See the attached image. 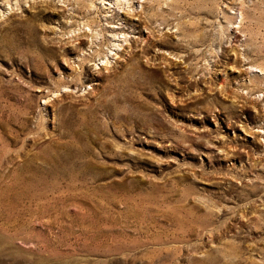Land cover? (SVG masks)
Masks as SVG:
<instances>
[{
	"label": "rangeland",
	"instance_id": "rangeland-1",
	"mask_svg": "<svg viewBox=\"0 0 264 264\" xmlns=\"http://www.w3.org/2000/svg\"><path fill=\"white\" fill-rule=\"evenodd\" d=\"M0 264H264V0H0Z\"/></svg>",
	"mask_w": 264,
	"mask_h": 264
},
{
	"label": "bare ground",
	"instance_id": "bare-ground-1",
	"mask_svg": "<svg viewBox=\"0 0 264 264\" xmlns=\"http://www.w3.org/2000/svg\"><path fill=\"white\" fill-rule=\"evenodd\" d=\"M88 28V27H87ZM84 29V28H83ZM87 30V29H86ZM90 30V29H89ZM82 31V30H81ZM85 31V30H84ZM85 33V32H84ZM95 34V33H94ZM97 35V34H96ZM75 37V36H74ZM115 45V44H114ZM118 46V45H117Z\"/></svg>",
	"mask_w": 264,
	"mask_h": 264
}]
</instances>
